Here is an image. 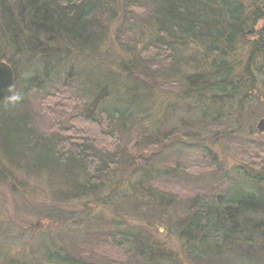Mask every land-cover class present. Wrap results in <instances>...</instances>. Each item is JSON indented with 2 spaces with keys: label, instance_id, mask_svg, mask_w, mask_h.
Masks as SVG:
<instances>
[{
  "label": "trees",
  "instance_id": "obj_1",
  "mask_svg": "<svg viewBox=\"0 0 264 264\" xmlns=\"http://www.w3.org/2000/svg\"><path fill=\"white\" fill-rule=\"evenodd\" d=\"M113 21L119 23L116 41L124 55L116 60L102 47ZM246 22L241 0H0V62L14 72L11 91L0 102V181H12L11 168L37 177L45 170L65 184V200L90 197L109 204L121 194L143 203L145 212L169 210L176 197L152 188L153 170H137L136 150L174 137L196 139L189 129L198 126L221 131L214 136H229L234 128L242 133L238 114L254 102L249 94L264 93V67L257 61L263 45L253 43L243 67L230 59ZM189 43L201 44L204 57L185 54ZM91 54L97 56L94 67L71 64L72 56ZM78 104L84 113L70 117ZM262 148L258 137L227 140L225 151H234L247 167L235 165L229 174L223 169V193L197 188L182 214L176 213L174 228L189 260L217 264L227 261L228 252L264 263ZM198 150L215 164L207 147ZM122 163L136 169L119 175ZM56 194L55 189V203L62 200ZM76 218L67 217L73 224L67 234L86 233ZM112 227L108 239L122 261L110 264H177L146 232L118 220ZM60 246L47 251L44 262L100 264L80 258L75 246Z\"/></svg>",
  "mask_w": 264,
  "mask_h": 264
},
{
  "label": "rangeland",
  "instance_id": "obj_2",
  "mask_svg": "<svg viewBox=\"0 0 264 264\" xmlns=\"http://www.w3.org/2000/svg\"><path fill=\"white\" fill-rule=\"evenodd\" d=\"M241 2L244 6V15L247 18L246 31L242 40L235 45V52L231 54L230 59L231 61L238 60L240 66L243 67L250 48L253 47V43L257 42L263 45V49L257 55V61L264 67V0H241ZM254 12H258L261 17L259 21L254 22ZM118 29L119 23L115 21L110 23L102 46L112 60L124 57L122 48L116 41ZM135 32L133 31L130 35L135 36ZM144 37L138 43H141ZM203 50L204 47L201 44L189 43L185 54L198 59L204 57ZM72 55L75 54L72 53ZM92 55L72 56L71 61L74 64H71L79 69L84 66L92 68L95 66L96 63L93 62H96L97 58ZM88 62L92 63L88 64ZM259 88L260 83L256 85L255 89ZM249 96V100L254 102H246L245 110H241L238 114L240 119L238 125L241 126L242 133L234 132V128L233 133L229 136H214L221 131L215 127L206 131L203 127L198 126V128L189 129V133L192 131L198 136L196 139L174 137L158 147L148 148L144 143L143 146L137 148L139 160L136 164L137 170L152 169L153 175H151L150 181L152 188L168 192L174 198L176 197V203L171 208L168 207L167 211L160 209L161 212L154 210V213L152 210L151 213L145 212V206L142 207L143 203L124 200L121 194L109 204L108 202L101 204L100 201L92 202L90 197L73 201L65 200L61 197L66 191L65 184L58 178H53L45 170L40 174L41 177H37L36 175L19 174L18 171H13L14 168H11L10 171L13 174L10 175L13 177V182H8L6 178H2L0 181V264L10 262L13 264H48L44 262L45 253L52 251L55 245L75 246L76 251L82 252L80 258L95 259L100 264H110L111 260H121L117 257L112 241L108 239L113 232L112 225L115 220L128 223L141 232H146L143 234L151 237L164 255L166 252L171 253L173 258L177 259V264H202L203 262H194L186 256V245H184L181 233L175 230L173 223L178 220L176 213L181 215L182 211L186 209V204L192 198L194 190L199 188L204 193L214 195L223 193L227 186H222L220 177L218 178L222 170L225 169L229 174L235 165L247 167L245 163L239 161L234 151H225L227 140L240 141L258 137L264 144V133L260 134L255 130L257 121L264 116V93H250ZM152 104L155 106L156 101L154 100ZM78 105L73 110L71 109L70 117L84 113L82 105ZM154 110L155 108L152 110L153 113ZM159 113L157 109L156 116ZM231 120H233L232 116ZM63 124L68 127L67 122L64 121ZM228 127L232 126L225 125V128ZM251 130L254 132L250 136L248 132ZM204 132L208 133L203 134ZM199 146L208 148V152L214 157L215 164L208 158L209 156L200 154ZM260 150H264V148ZM261 156L264 158V153ZM141 158L142 160H140ZM245 160L248 162L250 159ZM219 162L224 165L220 166ZM247 164L254 167L250 163ZM136 168L122 163L117 172L119 175L127 176L129 169L133 171ZM164 171L168 178L162 176L164 174L161 173ZM139 175L135 174L132 182L139 179ZM260 185L264 193V181ZM55 189L62 198L56 203L51 196ZM144 201L147 203L148 200ZM70 215L77 217L74 223L80 229L83 226L86 233H77V231L66 233L68 227L73 225L72 222L67 221V217ZM149 216H155V218L151 219ZM157 216L161 217V221L156 218ZM148 224L151 226H146ZM94 229L99 231L100 236L91 232ZM227 254L224 257L229 261H220L219 259L217 264H259V261L254 263L242 259L235 253L227 252Z\"/></svg>",
  "mask_w": 264,
  "mask_h": 264
},
{
  "label": "water",
  "instance_id": "obj_3",
  "mask_svg": "<svg viewBox=\"0 0 264 264\" xmlns=\"http://www.w3.org/2000/svg\"><path fill=\"white\" fill-rule=\"evenodd\" d=\"M14 83V72L12 67L0 62V102L9 94ZM259 133H264V116L255 125Z\"/></svg>",
  "mask_w": 264,
  "mask_h": 264
}]
</instances>
